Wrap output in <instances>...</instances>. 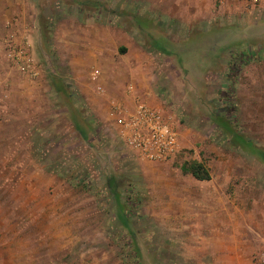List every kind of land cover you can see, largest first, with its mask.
I'll list each match as a JSON object with an SVG mask.
<instances>
[{
  "label": "rangeland",
  "instance_id": "obj_1",
  "mask_svg": "<svg viewBox=\"0 0 264 264\" xmlns=\"http://www.w3.org/2000/svg\"><path fill=\"white\" fill-rule=\"evenodd\" d=\"M87 1L39 0V17L75 14ZM163 1L97 4L117 10L114 23L151 51L161 79L156 89L182 133L183 153L169 162L145 160L110 126L89 128L79 115L68 123L66 110L43 111L38 132L34 126L19 137L9 118L0 124V264H227L203 255L202 245L180 231L176 183L195 179L181 171L193 160L212 179L229 181L233 219L260 231L254 223L264 220V157L257 154L264 150V2L217 0L222 8L212 13H176L161 6L172 9L180 0ZM91 16L82 20L93 22ZM214 20L219 28H209ZM39 49L37 61L47 64L48 51ZM6 63L23 78L8 57ZM72 97L91 115L78 94ZM224 113L231 127L216 120ZM261 253L229 264H251Z\"/></svg>",
  "mask_w": 264,
  "mask_h": 264
},
{
  "label": "crops",
  "instance_id": "obj_2",
  "mask_svg": "<svg viewBox=\"0 0 264 264\" xmlns=\"http://www.w3.org/2000/svg\"><path fill=\"white\" fill-rule=\"evenodd\" d=\"M91 1L76 6L75 14L64 11L55 19L51 16L40 19L39 0H0V62L4 64L0 66L4 98H1L0 124L15 118L12 122L17 125L18 137L20 130L24 132L34 126L38 132L40 114L55 109L66 110L68 123L75 124L73 117L79 115L86 119L84 123L93 125L99 122L114 131L109 116L111 102L114 101L132 106L138 99L171 119L172 114L156 89L161 79L155 73L156 65L149 60L151 51H143L135 37L114 23L113 15L117 10H104L103 4H97L98 0ZM218 1L180 0L172 9L163 8L167 6L164 4L161 11L212 13L222 8ZM98 7L99 13L104 15L96 17L98 11L95 9ZM87 14H92L88 19L93 22L82 20ZM245 21L246 18L242 23L246 24ZM216 25V20L211 21L209 28H219ZM222 25L230 27L229 23ZM9 43L29 48L40 74L37 80L21 78L8 66L6 48ZM39 48L48 51L47 64L37 61ZM159 53L166 54L165 51ZM129 85L133 87L130 93ZM11 93L15 94L16 100L11 98L13 95L9 98ZM76 94L91 115L86 116L76 107L72 100ZM61 100L64 105H61ZM180 135L183 145L182 133ZM257 154L262 156L264 150ZM209 171L210 180L176 183V188L182 186L175 199L176 216L184 220L180 230L182 236H190V242L195 246L202 245L203 255H208V258L211 255L214 261L227 264L230 259H242L243 255L264 250V220L256 219L254 225H258L260 231L252 233L247 230V221L245 225L238 218L233 219L232 200L225 186L229 181L226 178L214 180ZM188 188L195 190L185 191ZM199 251L201 253L200 247Z\"/></svg>",
  "mask_w": 264,
  "mask_h": 264
},
{
  "label": "built area",
  "instance_id": "obj_3",
  "mask_svg": "<svg viewBox=\"0 0 264 264\" xmlns=\"http://www.w3.org/2000/svg\"><path fill=\"white\" fill-rule=\"evenodd\" d=\"M249 1L257 5L263 0ZM6 52L9 61L23 77L32 81L39 78V71L26 45L9 43ZM127 89L130 93L133 87L129 85ZM109 116L113 121L115 138L145 160L169 162L183 153L181 135L175 123L138 99L132 106L111 102ZM251 264H264V253L255 256Z\"/></svg>",
  "mask_w": 264,
  "mask_h": 264
},
{
  "label": "trees",
  "instance_id": "obj_4",
  "mask_svg": "<svg viewBox=\"0 0 264 264\" xmlns=\"http://www.w3.org/2000/svg\"><path fill=\"white\" fill-rule=\"evenodd\" d=\"M96 11V17H99V16H102L104 14L102 13H99L100 12V8H96L95 9ZM221 114H218L217 117H216V120L220 123H225L226 126H229L231 127L233 123H231V120H230V117L224 113L221 115V118L219 117ZM223 115L225 117H223ZM228 118V120H227ZM220 120V121H219ZM218 123V124H219ZM87 126H90L92 125L91 123H86ZM231 129V128H229ZM232 130V129H231ZM238 136V135H237ZM244 141V144L247 143V144H250L249 141ZM255 149V148H254ZM262 157H264V154H262ZM181 171L184 175H191L192 177H194L195 179L197 180H200V181H207V180H210L211 177H210V171L209 169L206 167L205 164H203L202 162H198V161H190V162H184L182 165H181ZM82 183V182H80Z\"/></svg>",
  "mask_w": 264,
  "mask_h": 264
}]
</instances>
